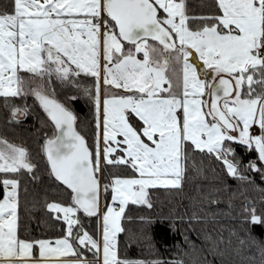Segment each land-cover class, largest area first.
<instances>
[{
    "label": "snow or ice",
    "instance_id": "obj_1",
    "mask_svg": "<svg viewBox=\"0 0 264 264\" xmlns=\"http://www.w3.org/2000/svg\"><path fill=\"white\" fill-rule=\"evenodd\" d=\"M210 8L191 16L186 0L0 5L5 119L22 123L37 107L46 115L37 131L52 190L62 196H45L61 234L22 236L20 176L36 179L39 165L23 143L0 136V264H167L120 255L117 234L129 204L151 209L150 189L181 187L197 152L239 181L255 185L248 172L264 180V0H213ZM64 89L90 102L94 148L77 130L76 96L61 98ZM236 144L255 153L246 164ZM109 166L126 174L105 175ZM102 181L105 193L111 189L103 207ZM202 194L214 200L213 192ZM244 211L264 226L255 207ZM91 218H102V238L89 230Z\"/></svg>",
    "mask_w": 264,
    "mask_h": 264
},
{
    "label": "trees",
    "instance_id": "obj_2",
    "mask_svg": "<svg viewBox=\"0 0 264 264\" xmlns=\"http://www.w3.org/2000/svg\"><path fill=\"white\" fill-rule=\"evenodd\" d=\"M7 2L0 0V5ZM212 3L213 0H186L191 16L209 12ZM82 82L91 84L93 80L86 77ZM64 92L76 96L73 109L77 115V130L94 148L95 125L90 102L77 95L74 89H64L61 98ZM16 99L23 104V99ZM33 99L28 96L27 102L31 104ZM6 114L3 97H0V136L23 143L33 162L39 165L36 179L29 175L20 176L19 232L29 238L56 237L61 234V222L46 208L45 196L48 202H60L62 196L52 190L53 178L48 174L41 151L44 137L37 131L41 129V119L47 121V117L38 107L22 117V123L6 122ZM43 131L50 132L51 128L44 127ZM234 146L242 164L255 155L246 153L239 144ZM108 172L123 175L126 169L109 166L105 175ZM247 175L254 178L255 185L264 188V180L260 179L258 172H248ZM255 185L228 176L214 158L209 160L197 152L186 162L181 187L150 189L151 209L128 205L121 219L124 231L117 234L120 255L129 259H160L167 264L174 261H183V264H264V226L250 223L245 219L248 213L244 211L245 206L255 207L258 215L264 214V191ZM209 191L213 192V201L202 194ZM102 200L104 205L111 203L110 188L107 193L102 192ZM194 213L199 219L193 218ZM97 222V218L88 220L89 230H95L94 235Z\"/></svg>",
    "mask_w": 264,
    "mask_h": 264
},
{
    "label": "rangeland",
    "instance_id": "obj_3",
    "mask_svg": "<svg viewBox=\"0 0 264 264\" xmlns=\"http://www.w3.org/2000/svg\"><path fill=\"white\" fill-rule=\"evenodd\" d=\"M142 58V57H141ZM257 129L254 127L253 128V131H256ZM102 192H103V187H102V184H101V197H102ZM101 206L103 207L104 206V204H103V200L101 201ZM97 224H98V227H97V232H96V236H97V238H102V229H101V227H100V224H102V218L100 219V222L98 223L97 222ZM92 232H95V230L93 231L92 230ZM54 242V241H53ZM38 251V250H37ZM88 256H90L91 257V254L90 253H88L87 254ZM38 256H39V251H38Z\"/></svg>",
    "mask_w": 264,
    "mask_h": 264
},
{
    "label": "crops",
    "instance_id": "obj_4",
    "mask_svg": "<svg viewBox=\"0 0 264 264\" xmlns=\"http://www.w3.org/2000/svg\"><path fill=\"white\" fill-rule=\"evenodd\" d=\"M35 254H36V257L39 258V256H38V251H36ZM89 258H91V257L89 256Z\"/></svg>",
    "mask_w": 264,
    "mask_h": 264
},
{
    "label": "water",
    "instance_id": "obj_5",
    "mask_svg": "<svg viewBox=\"0 0 264 264\" xmlns=\"http://www.w3.org/2000/svg\"><path fill=\"white\" fill-rule=\"evenodd\" d=\"M46 116V115H45ZM101 201H102V197L100 196V203H101Z\"/></svg>",
    "mask_w": 264,
    "mask_h": 264
}]
</instances>
